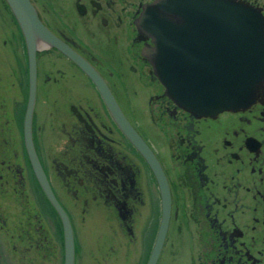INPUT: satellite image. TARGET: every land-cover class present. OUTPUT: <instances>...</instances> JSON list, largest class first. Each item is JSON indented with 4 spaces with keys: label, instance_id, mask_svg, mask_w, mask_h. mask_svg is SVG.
<instances>
[{
    "label": "flooded vegetation",
    "instance_id": "af4514ba",
    "mask_svg": "<svg viewBox=\"0 0 264 264\" xmlns=\"http://www.w3.org/2000/svg\"><path fill=\"white\" fill-rule=\"evenodd\" d=\"M30 1L102 77L164 170L170 217L154 264H264V95L194 117L164 95L141 54L150 41L138 39L135 19L152 0ZM242 1L264 20V0ZM35 79L32 143L70 225L74 264H147L161 218L149 165L69 57L39 50ZM29 84L24 36L0 0V264H64V219L25 142Z\"/></svg>",
    "mask_w": 264,
    "mask_h": 264
},
{
    "label": "water",
    "instance_id": "95a60500",
    "mask_svg": "<svg viewBox=\"0 0 264 264\" xmlns=\"http://www.w3.org/2000/svg\"><path fill=\"white\" fill-rule=\"evenodd\" d=\"M25 39L29 61V96L24 115L25 142L35 175L64 219V264H74L73 236L53 197L31 138L36 91V54L54 47L94 82L118 127L149 165L160 190L159 231L147 264H154L170 217V191L164 170L143 138L123 114L93 66L52 33L30 0H5ZM141 49L164 95L192 116L215 117L241 111L264 95V20L242 0H152L135 19Z\"/></svg>",
    "mask_w": 264,
    "mask_h": 264
},
{
    "label": "bare ground",
    "instance_id": "6f19581e",
    "mask_svg": "<svg viewBox=\"0 0 264 264\" xmlns=\"http://www.w3.org/2000/svg\"><path fill=\"white\" fill-rule=\"evenodd\" d=\"M41 18V17H40ZM75 49V48H74ZM89 93H90V91H89ZM94 93H95V91H94ZM167 237V236H166Z\"/></svg>",
    "mask_w": 264,
    "mask_h": 264
}]
</instances>
